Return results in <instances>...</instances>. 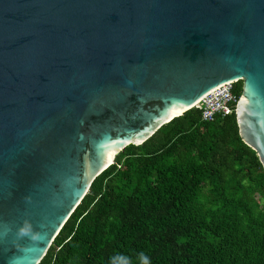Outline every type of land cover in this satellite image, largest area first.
Here are the masks:
<instances>
[{"label": "water", "instance_id": "1", "mask_svg": "<svg viewBox=\"0 0 264 264\" xmlns=\"http://www.w3.org/2000/svg\"><path fill=\"white\" fill-rule=\"evenodd\" d=\"M239 80L264 169V0H0V264H38L117 153Z\"/></svg>", "mask_w": 264, "mask_h": 264}, {"label": "trees", "instance_id": "2", "mask_svg": "<svg viewBox=\"0 0 264 264\" xmlns=\"http://www.w3.org/2000/svg\"><path fill=\"white\" fill-rule=\"evenodd\" d=\"M200 114L117 153L38 264H264V169L235 113Z\"/></svg>", "mask_w": 264, "mask_h": 264}, {"label": "built area", "instance_id": "3", "mask_svg": "<svg viewBox=\"0 0 264 264\" xmlns=\"http://www.w3.org/2000/svg\"><path fill=\"white\" fill-rule=\"evenodd\" d=\"M236 82L229 81L221 84L200 98L195 106L200 108L203 121H212L216 117L235 113L240 99V95L234 91Z\"/></svg>", "mask_w": 264, "mask_h": 264}, {"label": "clouds", "instance_id": "4", "mask_svg": "<svg viewBox=\"0 0 264 264\" xmlns=\"http://www.w3.org/2000/svg\"><path fill=\"white\" fill-rule=\"evenodd\" d=\"M33 239H36V237H33ZM142 264H149L148 258L143 255H142Z\"/></svg>", "mask_w": 264, "mask_h": 264}]
</instances>
